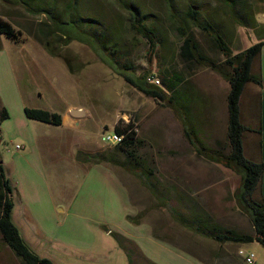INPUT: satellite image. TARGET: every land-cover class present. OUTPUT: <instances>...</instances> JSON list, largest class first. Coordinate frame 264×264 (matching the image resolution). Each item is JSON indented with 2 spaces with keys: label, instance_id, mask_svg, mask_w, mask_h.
<instances>
[{
  "label": "rangeland",
  "instance_id": "rangeland-1",
  "mask_svg": "<svg viewBox=\"0 0 264 264\" xmlns=\"http://www.w3.org/2000/svg\"><path fill=\"white\" fill-rule=\"evenodd\" d=\"M75 1L77 15L100 20L116 46L128 51L137 75H157L158 85L163 86L160 76L174 78L182 74L189 89L191 137L208 149L228 152L229 82L209 67L189 69L183 61L180 55L183 37L177 31L179 22L168 0H129L139 7L148 24L159 27L163 44L156 54L150 53L147 40L130 28L129 15L118 0H39L38 3L44 9L52 6L65 20L75 10ZM172 2L175 10L187 14L190 5H195L201 20L221 25L231 40L233 54L264 38L263 0ZM233 8L249 11L251 27L236 21ZM0 17L21 31L20 42L0 35V108H6L9 114L0 121V162L12 166L10 177L18 188L14 194L20 200L18 209L27 205L35 219L45 226L51 237L46 241V249L62 254L65 259L61 264H114L109 258L113 257L112 250L118 243L107 230L121 227L126 219V202L130 200L133 214L146 211L142 219L145 223L138 232L143 246L147 245L144 237L151 224L160 240L206 264H248L240 253L243 247L244 251L255 253L254 264H264V247L259 242L243 247L238 243L221 245L194 233L174 217L172 209L189 211V204L197 202L227 228L242 233L252 228L234 198L240 175L210 160L191 144L181 118L167 100L140 91L86 43L77 40L65 43L60 34L47 37L49 22L44 14L34 15L12 0H0ZM187 19L204 52L223 61L225 57L212 38ZM49 48L59 55L51 54ZM254 65L257 74L258 62ZM71 104L88 112L87 116L77 117L83 119L73 130L29 119L25 114L26 107L61 113ZM256 116L254 109L251 117L244 116V124L256 128ZM121 123H134L141 140L138 156L149 172L153 189L166 205L135 174L106 162L97 167L82 165L71 155L75 150L77 155L78 151L95 153L112 147L113 144L102 141L103 132L114 130ZM247 133L244 135L246 156L253 160L258 155L259 137L253 132L246 139ZM69 135L77 145L63 143L62 136ZM96 203L100 209H91L90 205ZM161 255L165 257L163 252ZM0 264H21L1 235Z\"/></svg>",
  "mask_w": 264,
  "mask_h": 264
},
{
  "label": "trees",
  "instance_id": "trees-1",
  "mask_svg": "<svg viewBox=\"0 0 264 264\" xmlns=\"http://www.w3.org/2000/svg\"><path fill=\"white\" fill-rule=\"evenodd\" d=\"M39 0H12L16 5L24 7L28 12L34 15H46L47 37L61 35L64 42L77 40L86 43L94 50L105 63L123 76L126 81L133 84L140 91L148 96L159 100H167L174 111L181 118L185 133L191 144L203 152L210 160L221 163L224 166L234 170L241 177L240 185L234 193L236 203L242 213L248 216L252 228L248 233L238 232L232 228H227L218 223L214 218L195 202L189 204V211H177L172 209V213L177 221L187 227L194 233L215 241L219 244L238 243L247 244L259 242L264 247V198L258 195L261 188V182L264 174V161L251 160L246 156L244 146V135L252 131L251 127L245 125L241 120V97L247 84L254 83L260 87L264 85L261 74L253 72L255 62H260L264 38L252 44L247 49L236 54L231 52V40L224 32L221 25L208 20L200 19L199 11L195 5H190L188 14L175 10L172 0H168V5L172 9L175 19L179 22L177 31L183 37V43L180 49V55L189 69L205 66L213 69L229 82L230 89L227 95L228 109V152L217 149H208L201 146L198 141L191 137L189 131V89L185 84L182 74L174 78L160 76L163 86L150 83L147 78L159 76L152 73L137 75L133 63L129 60L128 51L124 48H118L113 41L108 29L95 17L77 15L78 6L75 1V10L70 13V17L63 19L61 14L52 9L41 7ZM129 15L130 28L137 34L145 38L149 45L150 53H157L163 44L161 31L155 23L148 24L142 15L139 7L129 0H118ZM264 1V0H263ZM53 4V3H52ZM186 15V16H185ZM232 15L241 25L251 27L249 20V11L244 8L240 11L233 8ZM191 22L204 30L216 44L224 55V60L220 61L209 56L194 35L187 22ZM83 23V24H82ZM47 24V23H46ZM0 35L6 38L20 42L21 31L18 30L10 21L0 17ZM262 34L259 35L261 38ZM39 38V37H38ZM40 39V38H39ZM42 40V39H40ZM47 42V47H48ZM1 46V45H0ZM51 54L59 55L49 48ZM66 62H69L65 57ZM69 65V64H68ZM73 72V69L69 66ZM27 118L37 120L47 124L62 125V115L57 112L37 108H25ZM9 117L6 108H0V121ZM119 133L125 134L122 142L113 144L112 147L91 153L78 151L77 159L87 165L100 163H110L113 166L120 167L129 173L135 174L141 182L149 188L163 205L167 202L160 194L153 189V183L149 172L144 167L141 157L138 156V144L141 140L135 130L134 123H121L114 127ZM261 133L260 130L258 131ZM16 188L8 177L4 164L0 162V235L3 243L7 245L12 252L20 259L21 264H54L46 257L39 256L22 237L18 227L12 219L13 209L15 207ZM146 215L143 210L139 214H129L127 219L133 223L140 224ZM111 235L117 241L118 245L125 251L129 264H156L147 259L143 254L137 242L119 232L111 231ZM152 235L160 239L156 232Z\"/></svg>",
  "mask_w": 264,
  "mask_h": 264
},
{
  "label": "crops",
  "instance_id": "crops-1",
  "mask_svg": "<svg viewBox=\"0 0 264 264\" xmlns=\"http://www.w3.org/2000/svg\"><path fill=\"white\" fill-rule=\"evenodd\" d=\"M257 62H258L257 74L259 73L261 74V77L264 83V46L262 48L260 62L259 61ZM254 100H256V103ZM241 103H243V106H241L242 122L244 121L243 119L245 115H247L248 118L251 117L254 109H256L257 116H256L255 123L257 126L256 128H253L254 126L247 124V126L249 125L253 130L248 131V133L246 134V139H248V137L251 136L252 135L251 133L253 132L259 137V143L257 145L258 155L255 156L253 160L264 161V85L261 87L259 85H254V84H249L248 86L246 85L244 89V95L241 99ZM78 108H80V106H77L74 104L68 105L66 110L60 113L62 115V125H60L59 127L63 129H71V130L77 129L78 128L77 126L80 125V122L83 118H77L76 116L71 114L70 110L78 109ZM87 115H88V112H86L85 116ZM259 130L261 132L260 134L258 132ZM62 141L63 143L66 142L67 144L72 142L74 146L77 145V143H74V138L71 135L67 137L62 136ZM76 151L77 150L71 152V155L73 156L75 161L78 163H81L82 165L85 164L77 159ZM98 165L103 166L104 164H101V163L95 164L92 167H97ZM4 167H5L6 173L8 177L10 178L12 184L14 185L15 188H17L15 185V182L10 177L11 171H12L11 164L5 163ZM115 176L117 178L119 175L117 176L116 174ZM117 179H119V177ZM124 191L127 192L128 190L124 188ZM258 195H262V197L264 198V174H263L261 188H260V191L258 192ZM14 200H15V207L13 209L12 219L15 225L18 227L24 240L30 245V247L39 256L51 259L54 264H61V261L65 259L61 257L62 254L57 255L46 249V241H49L51 237L49 236V233L46 232L45 226L35 219V217L32 215L31 209L28 208L27 205H24V207L20 209L21 211L18 209L17 203L20 202V200H18L17 196L16 198H14ZM90 206H91V209H95V210H97L98 208L100 209V207H96L98 206V203H96V205L91 204ZM126 206L127 207L124 212V216L126 219L123 222H121V227L119 228L118 226L117 227L115 226V229L113 230L109 228L107 230V234H109L108 233L109 231L119 232L135 240L137 244L139 245V247L141 248L145 257L156 264H206L201 259L191 254L183 253L182 251H179L173 248L168 243L155 238L152 235L151 224L148 225L149 228L146 230L145 237H144V240H145L144 245L145 244L147 245L143 246V244L140 242V234L138 232L142 224L145 223V221L141 222L140 224H135L129 221L127 219V216L129 214L134 213V209H132L133 206L131 204V200L126 202ZM101 209H103V207H101ZM248 244L250 243L240 244V245L243 247L244 245H248ZM242 250H244V247L242 248ZM162 252L164 253L165 257H162L161 255ZM47 253H52L54 255L49 256ZM112 253H113V257L109 258L110 262L114 261V264H129L127 254L119 245L117 244L114 245ZM169 261H172V262H169Z\"/></svg>",
  "mask_w": 264,
  "mask_h": 264
},
{
  "label": "built area",
  "instance_id": "built-area-1",
  "mask_svg": "<svg viewBox=\"0 0 264 264\" xmlns=\"http://www.w3.org/2000/svg\"><path fill=\"white\" fill-rule=\"evenodd\" d=\"M147 80L150 83H154L156 85L160 84V80L155 77H148ZM125 134L119 133L116 130H107L103 132L102 141L107 144H117L122 142ZM18 148H22V146L18 145ZM111 233V231H109ZM240 253L244 256L245 259H251V264H254L255 261V253L254 252H246L244 250H240Z\"/></svg>",
  "mask_w": 264,
  "mask_h": 264
},
{
  "label": "water",
  "instance_id": "water-1",
  "mask_svg": "<svg viewBox=\"0 0 264 264\" xmlns=\"http://www.w3.org/2000/svg\"><path fill=\"white\" fill-rule=\"evenodd\" d=\"M71 114H73L76 117H81V116H85L86 111L82 108H78V109H71Z\"/></svg>",
  "mask_w": 264,
  "mask_h": 264
},
{
  "label": "bare ground",
  "instance_id": "bare-ground-1",
  "mask_svg": "<svg viewBox=\"0 0 264 264\" xmlns=\"http://www.w3.org/2000/svg\"><path fill=\"white\" fill-rule=\"evenodd\" d=\"M246 262H247L248 264H251V259H246Z\"/></svg>",
  "mask_w": 264,
  "mask_h": 264
}]
</instances>
